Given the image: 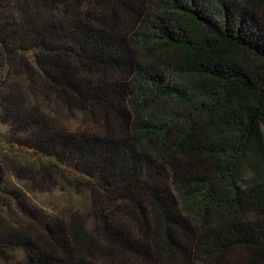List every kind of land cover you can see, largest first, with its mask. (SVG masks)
<instances>
[{
    "label": "trees",
    "instance_id": "trees-1",
    "mask_svg": "<svg viewBox=\"0 0 264 264\" xmlns=\"http://www.w3.org/2000/svg\"><path fill=\"white\" fill-rule=\"evenodd\" d=\"M0 206L2 264H264V0H0Z\"/></svg>",
    "mask_w": 264,
    "mask_h": 264
},
{
    "label": "rangeland",
    "instance_id": "rangeland-1",
    "mask_svg": "<svg viewBox=\"0 0 264 264\" xmlns=\"http://www.w3.org/2000/svg\"><path fill=\"white\" fill-rule=\"evenodd\" d=\"M170 70L168 82L173 83V81H179L180 76L177 75V70L174 71V63H172ZM171 106L180 113H183L186 109L189 110L187 107H185L186 105L174 104ZM49 109L50 110L47 111L48 114L52 116V119L56 121L57 124L68 130L80 131L86 128H94V122L84 112L70 111L54 104ZM5 180V184L2 186H14L18 189H21L22 192L26 194L31 203L39 206L47 212L56 214V212L69 207L86 212L89 208L87 194H80L70 190L65 184L59 185L52 191H42L39 189L33 191L28 188L26 181L19 180L15 176L9 175ZM13 209L17 210L15 207L10 208L8 206H0V218L6 220V222L14 223L15 219L12 218V214H14ZM7 253L9 264H19L23 258V253L19 250H13ZM0 264H2V260H0Z\"/></svg>",
    "mask_w": 264,
    "mask_h": 264
}]
</instances>
